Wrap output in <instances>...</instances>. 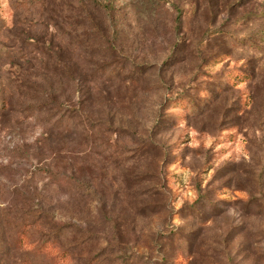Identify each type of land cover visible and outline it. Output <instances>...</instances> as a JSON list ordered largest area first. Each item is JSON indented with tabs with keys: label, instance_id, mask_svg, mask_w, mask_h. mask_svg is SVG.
<instances>
[{
	"label": "rangeland",
	"instance_id": "obj_1",
	"mask_svg": "<svg viewBox=\"0 0 264 264\" xmlns=\"http://www.w3.org/2000/svg\"><path fill=\"white\" fill-rule=\"evenodd\" d=\"M0 264H264V0H0Z\"/></svg>",
	"mask_w": 264,
	"mask_h": 264
},
{
	"label": "trees",
	"instance_id": "obj_2",
	"mask_svg": "<svg viewBox=\"0 0 264 264\" xmlns=\"http://www.w3.org/2000/svg\"><path fill=\"white\" fill-rule=\"evenodd\" d=\"M215 31L211 32L210 34H214ZM22 87H19V90H21ZM37 94L36 100H41L42 106H40V103H37L38 105L33 107L35 111H31L32 113L39 112V111H45L50 114V116L46 119L47 122H54L55 124L59 125L58 127L63 128L65 132L67 130H77V129H83L84 132H86L84 123L75 122L73 123L72 120L73 117H76L75 111L72 109H69V101L66 98L65 100L61 101L60 96L54 95L50 96L47 94H43L42 91H34ZM48 98L45 100V98ZM45 100V101H44ZM47 100L48 103H47ZM46 104V105H43ZM28 108L24 109V111H27ZM38 211V212H37ZM33 212H37L36 214H40L42 212L41 207L33 208ZM33 213V215L35 214ZM54 225L51 226V229H54ZM58 227H56L54 230H56Z\"/></svg>",
	"mask_w": 264,
	"mask_h": 264
}]
</instances>
